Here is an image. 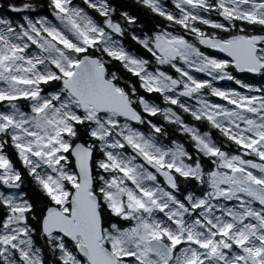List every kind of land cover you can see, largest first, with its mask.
Wrapping results in <instances>:
<instances>
[{"label": "snow or ice", "instance_id": "snow-or-ice-1", "mask_svg": "<svg viewBox=\"0 0 264 264\" xmlns=\"http://www.w3.org/2000/svg\"><path fill=\"white\" fill-rule=\"evenodd\" d=\"M5 7L0 264H264V0Z\"/></svg>", "mask_w": 264, "mask_h": 264}, {"label": "trees", "instance_id": "trees-1", "mask_svg": "<svg viewBox=\"0 0 264 264\" xmlns=\"http://www.w3.org/2000/svg\"><path fill=\"white\" fill-rule=\"evenodd\" d=\"M12 2V0H0V12H5L6 11V4ZM18 2V0H17ZM36 2L40 5H46V0H36ZM77 2H79V0H77ZM117 3H126V4H130L133 2V0H116ZM166 3H169L170 6V0H165ZM39 14H46L45 11H41ZM10 18H14L11 17L10 14Z\"/></svg>", "mask_w": 264, "mask_h": 264}, {"label": "flooded vegetation", "instance_id": "flooded-vegetation-1", "mask_svg": "<svg viewBox=\"0 0 264 264\" xmlns=\"http://www.w3.org/2000/svg\"><path fill=\"white\" fill-rule=\"evenodd\" d=\"M209 52H211V53H215V52L210 51V50H209ZM220 56H222V55H220ZM222 57H223V56H222ZM236 77H237L238 79H240L241 81L245 82V83L255 82V80H254V78H253V75H251V74H248V75H244V74H236ZM255 79L258 80L259 78H255ZM224 82H225V81H223V82H218V83H219V86L224 85ZM237 86L240 87L239 85H237ZM241 90H242V89H241ZM202 130H206V129H202Z\"/></svg>", "mask_w": 264, "mask_h": 264}, {"label": "rangeland", "instance_id": "rangeland-1", "mask_svg": "<svg viewBox=\"0 0 264 264\" xmlns=\"http://www.w3.org/2000/svg\"><path fill=\"white\" fill-rule=\"evenodd\" d=\"M218 86H219V83H218ZM221 87H237L239 89V87L237 85H235L234 81H225L224 85H222Z\"/></svg>", "mask_w": 264, "mask_h": 264}, {"label": "water", "instance_id": "water-1", "mask_svg": "<svg viewBox=\"0 0 264 264\" xmlns=\"http://www.w3.org/2000/svg\"><path fill=\"white\" fill-rule=\"evenodd\" d=\"M211 51H213V52H217V50H211ZM220 55H223V56H225L226 54H224V53H219Z\"/></svg>", "mask_w": 264, "mask_h": 264}]
</instances>
